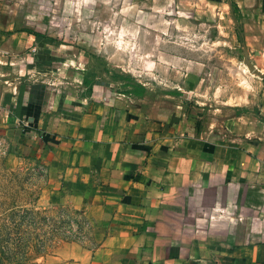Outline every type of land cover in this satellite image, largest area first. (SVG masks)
Returning <instances> with one entry per match:
<instances>
[{
    "label": "crops",
    "instance_id": "0c3cea01",
    "mask_svg": "<svg viewBox=\"0 0 264 264\" xmlns=\"http://www.w3.org/2000/svg\"><path fill=\"white\" fill-rule=\"evenodd\" d=\"M102 1L0 0V148L39 161L55 203L87 221L79 264H264V0H207L263 81L222 118L60 51L76 47L52 33L57 18Z\"/></svg>",
    "mask_w": 264,
    "mask_h": 264
},
{
    "label": "rangeland",
    "instance_id": "374dc122",
    "mask_svg": "<svg viewBox=\"0 0 264 264\" xmlns=\"http://www.w3.org/2000/svg\"><path fill=\"white\" fill-rule=\"evenodd\" d=\"M88 10L83 17L61 15L52 33L76 47L60 51L80 49L102 78L122 87L145 84L182 112L210 118L260 97L263 81L247 65L249 54L226 6L106 0ZM7 156L0 148V264H79L71 245L89 240V224L80 212L55 203L39 161L9 162Z\"/></svg>",
    "mask_w": 264,
    "mask_h": 264
},
{
    "label": "water",
    "instance_id": "95a60500",
    "mask_svg": "<svg viewBox=\"0 0 264 264\" xmlns=\"http://www.w3.org/2000/svg\"><path fill=\"white\" fill-rule=\"evenodd\" d=\"M246 61H247V65H248V67H249L252 71H257L256 66L253 65V64L248 60V58H246Z\"/></svg>",
    "mask_w": 264,
    "mask_h": 264
},
{
    "label": "built area",
    "instance_id": "2783aa9c",
    "mask_svg": "<svg viewBox=\"0 0 264 264\" xmlns=\"http://www.w3.org/2000/svg\"><path fill=\"white\" fill-rule=\"evenodd\" d=\"M1 147H2V151L5 153L6 152V149L3 146H1Z\"/></svg>",
    "mask_w": 264,
    "mask_h": 264
}]
</instances>
